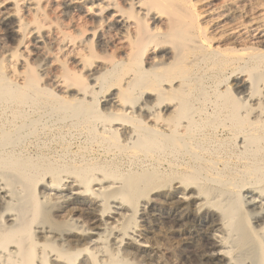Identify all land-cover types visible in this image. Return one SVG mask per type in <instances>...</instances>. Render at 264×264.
<instances>
[{"label": "bare ground", "instance_id": "1", "mask_svg": "<svg viewBox=\"0 0 264 264\" xmlns=\"http://www.w3.org/2000/svg\"><path fill=\"white\" fill-rule=\"evenodd\" d=\"M167 236L264 264V0H0V264Z\"/></svg>", "mask_w": 264, "mask_h": 264}, {"label": "rangeland", "instance_id": "2", "mask_svg": "<svg viewBox=\"0 0 264 264\" xmlns=\"http://www.w3.org/2000/svg\"><path fill=\"white\" fill-rule=\"evenodd\" d=\"M168 228V227H167ZM153 238V239H152ZM157 238V239H156ZM149 244H151L152 246L157 244V243H160L161 246L164 248V251H162L161 253H157L156 251H150L149 254L145 255L143 258L142 257H139L140 259H136V264H152V263H156V260L159 259V257L161 259H165L168 263H179L180 262V258L174 254L171 253V250H173V242L167 237H149V239H146ZM154 240V242H153ZM162 240V241H161ZM165 240V241H164ZM151 242V243H150ZM163 242V243H161ZM166 242V243H165ZM165 248H168L165 250ZM143 256V255H142ZM150 256V257H149ZM157 257V258H156ZM146 258V259H145ZM152 258L154 260H152ZM156 258V259H155ZM177 258V259H176ZM150 259V261L148 260ZM172 259V260H171ZM152 260V261H151ZM177 260V261H176ZM131 261V260H130ZM144 261V262H143ZM146 262V263H145ZM152 262V263H151Z\"/></svg>", "mask_w": 264, "mask_h": 264}]
</instances>
